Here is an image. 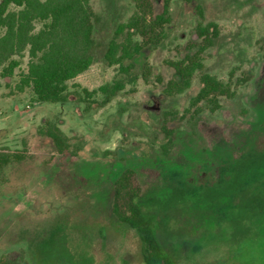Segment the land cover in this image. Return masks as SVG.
<instances>
[{
  "label": "rangeland",
  "instance_id": "obj_1",
  "mask_svg": "<svg viewBox=\"0 0 264 264\" xmlns=\"http://www.w3.org/2000/svg\"><path fill=\"white\" fill-rule=\"evenodd\" d=\"M153 1L160 12L162 0ZM91 3L98 17L94 37L101 48L92 67L72 81L67 103H38L30 88L16 91L28 52L16 57L20 66L13 77L3 79L0 70V149L26 155L22 163L6 169L0 184V257L7 252L16 256L29 240L58 226L70 233L74 247L79 226L92 231L98 223L108 225L113 221V184L124 169L135 172V184L145 196L168 192L177 184L190 186L191 194L198 195L203 186L223 180L231 159L264 149V0H172L167 38L135 59V84L102 57L117 26L133 14L134 4ZM200 21L216 22L219 28L216 45L205 54L206 70L235 91L234 97L220 99L222 106L215 112L204 104L191 105L201 88L199 73L184 93L164 92L173 77L169 61L198 41L195 28ZM145 65L148 81L142 74ZM118 82L126 87L112 96L99 90ZM168 113H173L169 128L174 134L165 153L168 140L161 127ZM49 123L68 139L70 156L60 155L40 132ZM257 175L247 190L236 194L221 195L228 186H216V208L210 214L205 195L197 203L183 197L172 211L158 212L159 237L171 254L181 252L179 264H264V188L259 187L264 170ZM106 237L105 242L96 235L92 242L98 260L111 252L119 254L117 264H124L120 259L127 249L130 264H141L140 244L132 235L123 237L108 228Z\"/></svg>",
  "mask_w": 264,
  "mask_h": 264
},
{
  "label": "trees",
  "instance_id": "obj_2",
  "mask_svg": "<svg viewBox=\"0 0 264 264\" xmlns=\"http://www.w3.org/2000/svg\"><path fill=\"white\" fill-rule=\"evenodd\" d=\"M185 1L192 3L199 0ZM131 2L134 4L133 14L126 22L117 26L102 57L107 64L118 66L121 73L130 77V84H135L138 79L137 75H132L135 59L143 50L156 47L167 38V27L172 23V0H162L160 12L156 10L153 0ZM198 13L203 19L200 6ZM97 18L91 0H2L1 77H13L20 66L16 57L28 52L27 69L21 73L19 83L15 86L16 91L22 93L30 88L32 98L38 103H67L72 81L87 72L99 54L101 46L94 37ZM38 23L42 27L37 28ZM195 32L198 41L189 43L182 57L169 61L173 77L166 83L164 92L167 96L184 93L191 88L195 75L199 73L201 88L192 99L191 105L198 107L204 104L215 112L222 106L220 99L234 97L235 91L228 83L208 72L204 63L206 51L216 45L219 39L218 24L211 22L204 25L200 21ZM144 69L143 79L148 81L150 69L148 65ZM158 80L161 82L160 78ZM125 87L124 83L118 82L113 88L105 85L99 90L112 96ZM85 92L91 95L88 91ZM172 118L173 113L165 114L161 127L168 140V144L163 147L165 153H168V147L173 143L174 131L169 128ZM40 132L50 138L60 155H71L68 139L54 123L43 126ZM253 151L231 159V165L226 167L223 180L210 185L211 187L203 186L198 195L191 194L194 189L190 186L177 184L168 192L145 196L135 184V172L130 168L124 169L113 184V221L108 225L98 223L92 231L79 226L74 247L70 243V233L64 231L62 226L52 228L42 237L29 240L27 249H20L16 256L13 252L3 254L0 264H117L119 254L107 252L104 258L98 260L92 248L96 235L107 241L108 228L123 237L132 235L138 241L141 264H179L181 252L171 254L159 237L158 212L172 211L179 204L174 203L183 197L197 203L205 195L209 206L206 212L210 214L216 208V186H228L221 195L225 192L236 194L244 188L247 190L251 180L259 179L261 174L257 173L264 170V149L256 151L257 153ZM25 159L23 151L0 149V184L4 181L6 169L12 164L22 163ZM259 187L264 188V181ZM251 192L250 196L252 194L256 198V194ZM125 252L126 256L132 255L130 250L126 249ZM124 256L120 261L130 264V260Z\"/></svg>",
  "mask_w": 264,
  "mask_h": 264
}]
</instances>
